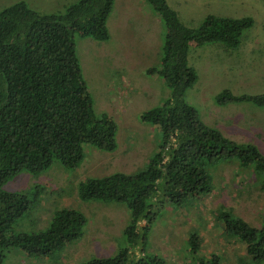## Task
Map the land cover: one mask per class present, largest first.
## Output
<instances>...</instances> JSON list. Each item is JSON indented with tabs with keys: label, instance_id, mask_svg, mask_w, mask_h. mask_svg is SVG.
Wrapping results in <instances>:
<instances>
[{
	"label": "trees",
	"instance_id": "trees-1",
	"mask_svg": "<svg viewBox=\"0 0 264 264\" xmlns=\"http://www.w3.org/2000/svg\"><path fill=\"white\" fill-rule=\"evenodd\" d=\"M113 1L76 0L57 14L39 13L24 1L0 10V264L1 249L7 246L18 247L27 255H53L82 234L83 213L63 208L44 230L11 235V226L33 207L36 197L2 187L22 170L38 173L56 162L76 168L86 144L108 152L116 149L117 125L105 114L96 116L73 41L75 33L106 41V19ZM144 1L165 28L158 74L172 90V98L141 115L142 122L156 125L161 134L158 151L143 171L135 175L117 172L80 184L81 200L124 203L130 214V222L122 229L127 247L82 264H164L159 258L142 255L141 248L159 194L177 207L209 195L214 189L209 168L230 158L239 166L254 164L264 172V157L255 145L238 144L208 127L184 100L197 78L187 64L189 44L220 42L226 48H237L241 33L253 20L207 15L192 29L180 23L165 0ZM215 101L218 105L247 101L264 108V93L235 95L225 89ZM259 189L264 191V178ZM218 218L225 235L235 237L246 256L253 262L264 261V228L227 212ZM187 244L194 252L197 236L190 234ZM134 249L140 255L131 260L129 250ZM217 260L197 259L193 264H217Z\"/></svg>",
	"mask_w": 264,
	"mask_h": 264
},
{
	"label": "rangeland",
	"instance_id": "rangeland-1",
	"mask_svg": "<svg viewBox=\"0 0 264 264\" xmlns=\"http://www.w3.org/2000/svg\"><path fill=\"white\" fill-rule=\"evenodd\" d=\"M24 1L39 13H62L76 0H0V10ZM187 28H197L207 15L250 17L253 24L243 30L240 44L229 49L223 43L189 44L187 64L196 82L184 100L208 127L217 129L238 144H253L264 157V108L250 102L218 105L216 95L230 90L235 95L264 93V0H165ZM109 38L98 42L73 35L86 91L93 100L96 116L115 121L116 149L112 152L84 145V157L76 168L56 162L38 173L22 170L4 185L36 197L33 207L10 228L11 235L32 233L49 226L56 211L74 208L83 213L86 224L76 240L53 255H27L20 248L1 249V264H82L86 260L115 255L127 247L122 229L130 222L124 203L81 200L79 187L88 178L113 173L135 175L143 171L158 151L161 134L141 115L172 98V90L158 74L165 28L144 0H114L106 19ZM213 191L177 207L161 194L151 208V223L144 232L142 255L164 264H193L197 259L217 264H264L253 262L235 237H227L220 213H229L264 228V191L259 184L264 172L254 164L239 166L235 158L209 168ZM35 199V198H34ZM144 222L139 225V228ZM197 236L198 248L188 249L187 238ZM138 258L137 250H129ZM133 257V258H132Z\"/></svg>",
	"mask_w": 264,
	"mask_h": 264
},
{
	"label": "crops",
	"instance_id": "crops-1",
	"mask_svg": "<svg viewBox=\"0 0 264 264\" xmlns=\"http://www.w3.org/2000/svg\"><path fill=\"white\" fill-rule=\"evenodd\" d=\"M59 1H61V0H59ZM114 2V1H113Z\"/></svg>",
	"mask_w": 264,
	"mask_h": 264
}]
</instances>
